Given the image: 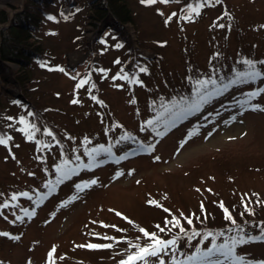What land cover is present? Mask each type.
Returning <instances> with one entry per match:
<instances>
[{
	"label": "rangeland",
	"instance_id": "obj_1",
	"mask_svg": "<svg viewBox=\"0 0 264 264\" xmlns=\"http://www.w3.org/2000/svg\"><path fill=\"white\" fill-rule=\"evenodd\" d=\"M125 2L120 25L53 0L26 80L0 63V264H261L264 0ZM141 229L176 243L128 261L159 248Z\"/></svg>",
	"mask_w": 264,
	"mask_h": 264
},
{
	"label": "trees",
	"instance_id": "obj_2",
	"mask_svg": "<svg viewBox=\"0 0 264 264\" xmlns=\"http://www.w3.org/2000/svg\"><path fill=\"white\" fill-rule=\"evenodd\" d=\"M52 1L26 0L24 10L14 15L8 28L0 31V63L19 64L22 72L18 74V77L23 80H26V77L23 78L25 76L23 68L27 67L33 58L40 55V44L35 42L34 32L46 13L45 7ZM87 7L92 12L88 15L89 21L92 19L99 22L112 17L120 25L134 22L133 11L125 0H87ZM7 20L6 13L0 11V24ZM228 210L230 216L234 215L231 209L228 208Z\"/></svg>",
	"mask_w": 264,
	"mask_h": 264
},
{
	"label": "snow or ice",
	"instance_id": "obj_3",
	"mask_svg": "<svg viewBox=\"0 0 264 264\" xmlns=\"http://www.w3.org/2000/svg\"><path fill=\"white\" fill-rule=\"evenodd\" d=\"M142 2H144V0H142ZM147 2H148V3H155L156 0H147ZM164 2H167V0H164ZM205 3H207V0H205ZM173 15H175V14H173ZM60 70L63 71V69H60ZM141 71H143V69H142ZM252 75H264V73H252ZM125 79H127V77H125ZM205 83H207V82H205ZM198 92H199V90H198ZM207 95H208L207 89H204V92L201 94V96H202L201 102H204V97H206ZM254 95H255V94H254ZM93 98L95 99V97H93ZM75 102H76V101H73V103H75ZM197 107H198V105H197ZM121 139H122V140H123V139H127V137H122ZM6 143H7V139L4 138V137H0V144H6ZM142 147H143V145H142ZM150 147H151V146H149V148H150ZM96 154H98V153H97V150H95V149H93V152H92V153H88V155L90 156V158H91L93 155H96ZM121 159H123V157H121ZM157 159H159V158L157 157ZM73 171H75V169H69L68 171L64 172L60 179L62 180V179H64L65 177L70 176V175L72 174ZM59 182H60V180L57 181V183H59ZM96 183H97L96 180H91V184H92V185H95ZM87 187H88V183L85 182V184L83 185V188H87ZM75 188H76L77 190H82V186H81L80 184H76V185H75ZM22 195L27 196V193H23ZM12 199H16V197L13 196ZM73 199H75V197H73ZM149 203H155V202H154V201H150ZM4 206L7 207L6 204H5ZM248 206H249V204L246 202V203L244 204V207L247 208ZM117 215H120V213H117ZM17 219H20V217H17ZM185 219H186L187 224L191 225V224L193 223V220H192L191 217H187V218H185ZM179 223H180V221H179L175 216H173V218H172L171 221L166 222L165 228L168 226V224H171V226H172L173 228H175V227H177V225H178ZM232 223H235V221L233 220ZM158 227H159V226H158ZM164 230H165L164 228H160V231H161V232H163ZM140 231H141V233H142L145 237H149L150 240L155 241L156 243H158V244H159V248H156V247H154V246H141V247L138 249V251H137V253H136V256H129V257H128V261H132L133 259H136L137 257H138L140 260H146V259L149 258V257H157V259L159 260V255H160V253H162L163 251H166V250L168 249V246H169V245H174V244L176 243V241H175L174 239H173V240H168V241H156V238H155V235H154V234H149V233H147V232H146L145 230H143V229H141ZM179 231H180L181 233H185V232H186V229H184L183 227H180ZM0 235H8V234H7V233H0ZM193 235H194V236H195V235H198V233L193 232ZM129 246H130V247H134V245H129ZM90 247H91V245H90ZM223 247H224V246H220V250H219V252H218V255H219V256H224L226 259L230 258V255H229V254L231 253L232 249L229 248L228 253H225V252L223 251ZM213 251H216V249H209V252L206 253L205 255H206V256H207V255H210L211 252H213ZM141 253H144V254H146V255H141ZM49 256H51V252L49 253ZM240 259H241V261L243 260L242 257H241ZM121 264H127V262L122 261ZM160 264H163V261H160ZM216 264H222V261L217 260V261H216ZM261 264H264V262H261Z\"/></svg>",
	"mask_w": 264,
	"mask_h": 264
},
{
	"label": "bare ground",
	"instance_id": "obj_4",
	"mask_svg": "<svg viewBox=\"0 0 264 264\" xmlns=\"http://www.w3.org/2000/svg\"><path fill=\"white\" fill-rule=\"evenodd\" d=\"M230 129L231 130H238L237 126H232ZM238 133H239V131H238Z\"/></svg>",
	"mask_w": 264,
	"mask_h": 264
}]
</instances>
